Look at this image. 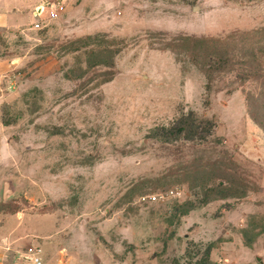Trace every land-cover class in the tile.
<instances>
[{
  "label": "rangeland",
  "instance_id": "1",
  "mask_svg": "<svg viewBox=\"0 0 264 264\" xmlns=\"http://www.w3.org/2000/svg\"><path fill=\"white\" fill-rule=\"evenodd\" d=\"M6 13L20 20L0 27V233L19 224L17 246L38 241L50 264H264V42L249 83L209 90L178 46L243 41L264 0H0ZM224 166L245 197L220 198Z\"/></svg>",
  "mask_w": 264,
  "mask_h": 264
},
{
  "label": "trees",
  "instance_id": "2",
  "mask_svg": "<svg viewBox=\"0 0 264 264\" xmlns=\"http://www.w3.org/2000/svg\"><path fill=\"white\" fill-rule=\"evenodd\" d=\"M247 37L240 41L238 34H230L224 38H205V37H181L178 41L179 47H186L187 56L198 67L199 71L207 80L206 88L209 90L215 83L222 82L225 76H234V81L230 84L239 83L241 86L249 83L254 77V64L263 65L262 61L255 55V44L264 42V29L254 30L245 33ZM261 47V46H260ZM261 60L264 59V47L260 48ZM248 110L254 120L255 100L251 94L246 97ZM264 129V120L259 124ZM195 128L191 132H194ZM224 170L220 179L226 186L218 185L217 188L223 190L221 199L229 197L243 198L247 192V185L240 177H231ZM227 185L229 187H227Z\"/></svg>",
  "mask_w": 264,
  "mask_h": 264
},
{
  "label": "built area",
  "instance_id": "3",
  "mask_svg": "<svg viewBox=\"0 0 264 264\" xmlns=\"http://www.w3.org/2000/svg\"><path fill=\"white\" fill-rule=\"evenodd\" d=\"M64 11V7L61 4H55L48 6L47 8H41L38 14V20L33 25V29L40 30L43 28L45 22H52L59 18V15ZM175 189L170 190L166 197L164 195H150L147 199L153 203H161L165 201L167 197H175ZM19 259L22 264H46L44 251L42 244L38 241H33L31 245L23 249L21 253H18ZM56 264H67L64 260L57 262Z\"/></svg>",
  "mask_w": 264,
  "mask_h": 264
},
{
  "label": "crops",
  "instance_id": "4",
  "mask_svg": "<svg viewBox=\"0 0 264 264\" xmlns=\"http://www.w3.org/2000/svg\"><path fill=\"white\" fill-rule=\"evenodd\" d=\"M20 20V17L16 13H6L5 16L0 17V27H11L15 26ZM36 23V22H35ZM34 23V24H35ZM33 24V25H34ZM33 29V27H32ZM35 30V29H33ZM2 65V64H1ZM2 142H0V160L2 158L1 153ZM5 186V182L3 183V188ZM4 190V189H3ZM3 195L5 191H2ZM5 200V198H4ZM7 224L0 225V227H5ZM19 224L15 226L12 230H10L7 234L0 233V264H22L19 259L18 253L23 251V248L18 247V243L27 238V234H18L17 230L20 228ZM28 233V231H26ZM7 235V236H6ZM3 236H6L4 239ZM55 257L51 259H46V264H50L54 262ZM53 264V263H52Z\"/></svg>",
  "mask_w": 264,
  "mask_h": 264
},
{
  "label": "water",
  "instance_id": "5",
  "mask_svg": "<svg viewBox=\"0 0 264 264\" xmlns=\"http://www.w3.org/2000/svg\"><path fill=\"white\" fill-rule=\"evenodd\" d=\"M194 11H198V7H195ZM5 192H6L5 199L11 197L12 190L10 188V183L9 182L5 183Z\"/></svg>",
  "mask_w": 264,
  "mask_h": 264
},
{
  "label": "bare ground",
  "instance_id": "6",
  "mask_svg": "<svg viewBox=\"0 0 264 264\" xmlns=\"http://www.w3.org/2000/svg\"><path fill=\"white\" fill-rule=\"evenodd\" d=\"M39 11H40V9H39Z\"/></svg>",
  "mask_w": 264,
  "mask_h": 264
}]
</instances>
